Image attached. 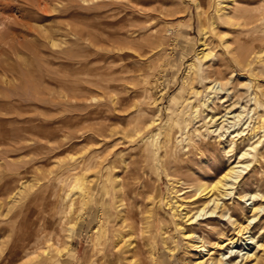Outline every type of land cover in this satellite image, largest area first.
Segmentation results:
<instances>
[{
	"label": "rangeland",
	"instance_id": "rangeland-1",
	"mask_svg": "<svg viewBox=\"0 0 264 264\" xmlns=\"http://www.w3.org/2000/svg\"><path fill=\"white\" fill-rule=\"evenodd\" d=\"M27 1L0 0V62L18 65L0 70V264H193L169 201L255 143L221 208L186 227L209 243L255 218L263 243L245 199L264 194V0H236L230 25L226 0ZM228 105L241 136L209 120Z\"/></svg>",
	"mask_w": 264,
	"mask_h": 264
},
{
	"label": "bare ground",
	"instance_id": "bare-ground-1",
	"mask_svg": "<svg viewBox=\"0 0 264 264\" xmlns=\"http://www.w3.org/2000/svg\"><path fill=\"white\" fill-rule=\"evenodd\" d=\"M235 2H236V0H226V13L224 12L225 11V2L224 1L220 2L219 3L220 7H218V9L215 12L216 16L223 18L227 25L232 24V21H233L232 15L230 14L231 11L230 10L228 11L227 9L231 6H233V4ZM205 34H206V31H203L202 37L200 38L199 43H198L200 46L199 47V53L201 54V56L203 55L204 57H205L204 47L206 46V42H205L206 35ZM205 49H206V47H205ZM17 51H15V52L13 51L14 52L13 55H16ZM13 55L11 56V58L14 57ZM1 59H3V58H1ZM12 59L15 61V58H12ZM14 61L8 62V60L7 61L2 60V62H0V70L4 75H6V74L8 75L9 73H10V75H12L15 72L14 70L17 69L16 67L18 65L15 64L16 61L15 62ZM227 81H225V82L224 81L221 82V81H217V80L216 81H214V80L210 81L211 84L209 85V88L213 89L214 93L216 91H218V92L222 91L224 93L223 89L225 88L224 85L227 83ZM8 84H10V83H8ZM11 90L15 91V88L14 89L11 88ZM15 92L17 93V91H15ZM2 95H1V97H2ZM208 96H210V95H208ZM207 98H209V97H207ZM207 100H205V101H207ZM202 106H204V107L207 106V108H209L208 105L204 102H203ZM232 106L233 105L229 106L228 109H225L226 112L224 114H222L221 116H210L209 120L213 121V123L214 122L216 123L218 121V123H216V124H218V125L221 124V126L223 125V123L227 124L228 125L227 128L224 129L225 132H226V130L228 132L229 128H232V132L235 131L236 129H238V125L241 122V119L243 116V113H242L243 107L240 105L239 108L241 111L236 110L234 107V109L236 110V111H234ZM209 110H212V109L210 108ZM193 112H195V114H194V116H195L196 112H197L196 109ZM261 124H262V122H261ZM217 129L218 128H216V130ZM251 129H252V127H251ZM232 132H230V134ZM242 134H243L242 130L241 131L236 130L235 135L237 137H238V135L241 136ZM235 135L231 134V137H234ZM232 139L233 138H231V140ZM255 146H258V145L255 143V145H253V146H248L247 148L244 147L245 149L240 150L235 159H232V157L229 158L227 161V164H226L227 167L224 169V171L222 173H220V175L217 177V179L214 182L207 184L206 182H204L202 180L198 184H196V187L194 188V195L192 196V198L187 199V200L182 198L184 200V201L183 200L181 201L182 203H179L176 200H173V198H172V202L169 201L168 205L172 208L173 214L176 217H178V219L181 221V224H183V226L181 225L182 227L180 226L182 228L181 233L183 234V236L185 238L191 240L190 246H191V250L194 252V257L192 258L193 264H222L223 260H225L226 257H224L225 256L224 253L217 252L218 250H222L223 248H225L227 246H229V248H227L228 251L230 249L232 250V247H233L232 245H235L237 242H239V240L240 241L241 240L247 241L248 238L249 239L253 238V237L251 238V236H248L247 233H249L248 224H250V222H253V220L255 218L247 219V221H246L247 223H242V222L234 219L233 222L231 223L233 226V230H234L233 234L234 235H228L227 239L225 240L224 239L225 236L223 235V233H221V234H219L218 238H216L215 240H213L211 242L209 241V243H207L201 236L197 235L195 232H193V231L191 232L190 230H188V228L186 226L189 227L191 224L196 223L200 219H204V218H207L209 216H212L213 214L216 213L217 209L221 208V206L223 205L222 204L223 202L220 201L221 197H226L233 192V190H234L233 188H235V187H237V185H239V182L241 181L243 175L246 173L247 167L251 165L246 160V158L248 156H250V158L253 157V156L251 157L250 152L253 149H255ZM176 185H177V183H176ZM181 192L182 191H180V193ZM173 196H175V195H173ZM83 197H85V196L83 195ZM179 199H181V197ZM83 200L84 199H81L82 202H83ZM248 200L250 201L249 206H250L251 211H257V213H260L261 211L264 210V205H262V204L257 205L255 202L257 200L264 201V194L249 193L247 195V198L245 199V201L247 202ZM189 205H192L193 208L189 209L188 208ZM223 217L224 218L227 217L228 219L232 218L229 215L228 216L223 215ZM120 241L122 242V238L119 239V241L116 243V245H118V243ZM250 243L252 244V246L249 247V249L241 255V257H242L241 261L244 260L243 264H260L261 260L256 255L255 249L258 248L259 246L264 248V242L260 243V242L253 240ZM215 253H217V255H215ZM232 257H233V255L228 256V258H232ZM231 264H239V260L236 258H233Z\"/></svg>",
	"mask_w": 264,
	"mask_h": 264
}]
</instances>
